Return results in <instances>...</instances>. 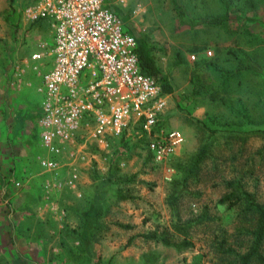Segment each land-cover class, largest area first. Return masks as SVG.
<instances>
[{"label":"rangeland","instance_id":"374dc122","mask_svg":"<svg viewBox=\"0 0 264 264\" xmlns=\"http://www.w3.org/2000/svg\"><path fill=\"white\" fill-rule=\"evenodd\" d=\"M28 1L0 0V98L12 95L11 105L35 124L43 93L33 63L42 59L30 54L53 39L45 21L28 16L35 5ZM104 1L126 15L122 30L145 42L171 84L158 122L184 142L157 162L142 147L138 123L97 138L88 131L41 180L31 175L42 154L10 164L4 146L0 264H228L246 250L253 225L242 206L219 198L242 189L264 203V132L255 131L264 128V0H177L196 25L182 23L171 0ZM226 11L228 22H201ZM13 78L20 85L11 89ZM203 143L208 154L185 179ZM71 170L73 186L66 183ZM27 185L49 187L48 203L39 208L38 194L24 198ZM151 232L170 244L146 237Z\"/></svg>","mask_w":264,"mask_h":264},{"label":"built area","instance_id":"2783aa9c","mask_svg":"<svg viewBox=\"0 0 264 264\" xmlns=\"http://www.w3.org/2000/svg\"><path fill=\"white\" fill-rule=\"evenodd\" d=\"M28 16L46 19L53 39V45L30 54L33 62L42 59L33 69L41 77L37 90L43 100L36 121L48 153L39 161L47 171L57 170L66 146L83 140L85 132L93 138L115 134L129 122L146 131L157 162L182 145L184 137L176 129L153 131L165 94L156 77L142 72L136 38L122 30L124 21L108 3L37 0ZM70 172L66 183L73 186L77 174Z\"/></svg>","mask_w":264,"mask_h":264},{"label":"trees","instance_id":"16d2710c","mask_svg":"<svg viewBox=\"0 0 264 264\" xmlns=\"http://www.w3.org/2000/svg\"><path fill=\"white\" fill-rule=\"evenodd\" d=\"M12 1V0H11ZM36 3L37 0H34ZM174 10L177 12L178 17L182 23H189L190 25H196V21H188L185 18V12L178 3L177 0H171ZM12 3V2H11ZM32 3V0L28 1V3L24 4V6ZM113 8V7H112ZM115 12L121 17L124 21L126 20V15L119 9H114ZM229 12L226 11L221 16L214 17L210 20H201V22H208L213 24H222L225 22L230 21ZM234 19H243L241 16L236 15ZM35 21H45L50 28L49 23L46 19L38 17ZM137 41V54L139 57L140 68L143 73L152 75L156 77L158 83L161 86V91L164 94L171 93L172 86L168 82V79L165 75L161 73L159 68L157 67L153 56L150 54L145 42L141 38H136ZM206 55V53H204ZM204 56V55H203ZM196 59V58H195ZM246 70L256 71L253 66L250 64H245L243 66ZM139 124V123H138ZM161 126L159 122L153 128V131L160 129ZM139 129L142 133V138L140 141L142 143V147L146 148L148 151L149 157L152 158L153 154L148 149V142L149 136L147 135L146 131L142 129L141 124H139ZM255 131L264 132V128H255ZM209 151V144L203 143L196 154H194L193 158L191 159V165L189 168L188 174L184 177L187 179L189 175L195 173L199 167V165L204 161ZM185 180H183L182 185H184ZM229 185L233 186L232 182H228ZM220 203H225L229 207H237L242 206L241 215L246 219L249 216V221L253 225V229L250 231L251 239L245 251L241 253H237L232 258V261L228 264H264V203L259 202L253 193L247 190H231L228 193L222 195L219 200ZM248 220V219H246ZM146 237L161 241L163 244H170V241L166 236H162L157 234L156 232H151L146 234ZM185 241V240H184ZM185 243V242H184ZM231 253H234V249L229 248Z\"/></svg>","mask_w":264,"mask_h":264},{"label":"crops","instance_id":"0c3cea01","mask_svg":"<svg viewBox=\"0 0 264 264\" xmlns=\"http://www.w3.org/2000/svg\"><path fill=\"white\" fill-rule=\"evenodd\" d=\"M15 76V75H14ZM14 78L9 81V85L11 89L15 86L20 85V78H17L16 83H14ZM13 84V85H11ZM16 84V85H15ZM30 85L29 82L26 83ZM10 89V87H9ZM12 96V95H11ZM10 95H3L0 98V102H2V108H0V149H3L5 146L6 150V160L10 158V164L19 163L23 159H27L29 156H33L34 154H42V157L46 158L48 156L47 150L42 146L41 138H40V128L37 125V121H30L24 114L18 111L20 106H13L12 97ZM16 97V96H15ZM38 128V130L36 129ZM35 149V150H34ZM70 165V164H69ZM40 166V165H39ZM70 167V166H69ZM48 173L44 166H40L39 171L34 172V175L31 177L36 180H41L45 177L48 178ZM71 173V172H70ZM67 173L66 175L70 174ZM50 177V176H49ZM68 176H66L67 178ZM41 178V179H40ZM47 187L44 192L43 190H39V188H32V185H27L22 190L23 194H29L26 198L29 200L30 195H37V204L39 208H41L45 203L46 197H48ZM15 191L17 188H13ZM19 190V189H18ZM36 191V192H33ZM46 195L45 199L44 196ZM21 213H30L28 209H23ZM24 215V214H23Z\"/></svg>","mask_w":264,"mask_h":264}]
</instances>
